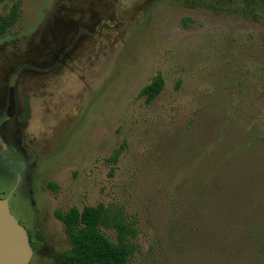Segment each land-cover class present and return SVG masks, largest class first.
Returning a JSON list of instances; mask_svg holds the SVG:
<instances>
[{"label": "rangeland", "instance_id": "obj_1", "mask_svg": "<svg viewBox=\"0 0 264 264\" xmlns=\"http://www.w3.org/2000/svg\"><path fill=\"white\" fill-rule=\"evenodd\" d=\"M15 3L0 116L11 89L23 151L0 160V197L46 241L28 264L69 248L56 210L99 203L136 229L129 264H264V0H0V15Z\"/></svg>", "mask_w": 264, "mask_h": 264}, {"label": "trees", "instance_id": "obj_2", "mask_svg": "<svg viewBox=\"0 0 264 264\" xmlns=\"http://www.w3.org/2000/svg\"><path fill=\"white\" fill-rule=\"evenodd\" d=\"M17 17V4H13L10 12L0 15V34L11 26ZM264 46V31L262 33ZM164 78L159 73L143 86L139 94L151 102L163 89ZM120 153L118 149L112 160ZM47 187L54 188L51 182ZM55 216L62 222L63 230L69 241V248L53 255L56 264H129L132 257L136 237V229L120 213L110 212L102 203L86 205L83 208L71 206L66 211L56 210ZM264 220V217L261 218ZM112 228L116 232L115 240H111L102 230ZM260 234L264 236V224ZM260 243V242H259ZM263 243V242H262ZM35 248V243L30 240ZM260 245V244H259ZM260 249V247H259Z\"/></svg>", "mask_w": 264, "mask_h": 264}, {"label": "water", "instance_id": "obj_3", "mask_svg": "<svg viewBox=\"0 0 264 264\" xmlns=\"http://www.w3.org/2000/svg\"><path fill=\"white\" fill-rule=\"evenodd\" d=\"M33 255L29 235L0 197V264H28Z\"/></svg>", "mask_w": 264, "mask_h": 264}, {"label": "flooded vegetation", "instance_id": "obj_4", "mask_svg": "<svg viewBox=\"0 0 264 264\" xmlns=\"http://www.w3.org/2000/svg\"><path fill=\"white\" fill-rule=\"evenodd\" d=\"M8 102L4 103V114L0 116V160L11 159L16 162L21 161V153L23 151L20 145V121L17 120L19 112L24 110L18 109L16 99H14L12 90H7ZM7 100V99H6ZM31 222V221H30ZM29 222V223H30ZM29 241L35 243L33 253L38 247L45 245V240L40 237L37 232H28Z\"/></svg>", "mask_w": 264, "mask_h": 264}]
</instances>
